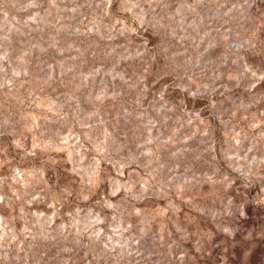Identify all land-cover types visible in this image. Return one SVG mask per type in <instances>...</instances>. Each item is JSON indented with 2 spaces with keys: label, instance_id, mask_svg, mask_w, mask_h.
<instances>
[{
  "label": "rangeland",
  "instance_id": "obj_1",
  "mask_svg": "<svg viewBox=\"0 0 264 264\" xmlns=\"http://www.w3.org/2000/svg\"><path fill=\"white\" fill-rule=\"evenodd\" d=\"M242 3L0 0V264H264Z\"/></svg>",
  "mask_w": 264,
  "mask_h": 264
},
{
  "label": "clouds",
  "instance_id": "obj_2",
  "mask_svg": "<svg viewBox=\"0 0 264 264\" xmlns=\"http://www.w3.org/2000/svg\"><path fill=\"white\" fill-rule=\"evenodd\" d=\"M254 2H255V0H243V3L242 4H240V5H238V6H236L237 8H238V10H242L243 11V13H247V10L249 9V8H251V7H253V4H254ZM257 15H258V17H259V19L262 21V22H264V0H261V4L257 7ZM244 43L248 46V48H250V49H255L256 48V42L252 39V37L250 36V37H248L245 41H244ZM262 51H264V45H262ZM238 59H240L241 57H237ZM248 69H247V67L245 68V71H247ZM253 75H255L254 73H253ZM135 159H137V158H132L131 159V161L130 162H135ZM152 187V185H143L142 184V186H141V190H140V192H141V197L143 196V193L144 192H146L147 190H148V188H151ZM251 213H252V210L251 209H249V216L251 215ZM225 214L226 215H231L232 213H231V210H230V208L229 207H227L226 206V208H225ZM222 230L224 231V232H226V233H228L229 235H231L232 234V232L234 231V229H230V228H228V227H223L222 228ZM215 264H224V262H223V260H220V259H217L216 261H215Z\"/></svg>",
  "mask_w": 264,
  "mask_h": 264
}]
</instances>
